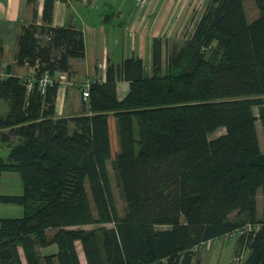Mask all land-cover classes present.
Listing matches in <instances>:
<instances>
[{"label":"trees","instance_id":"trees-1","mask_svg":"<svg viewBox=\"0 0 264 264\" xmlns=\"http://www.w3.org/2000/svg\"><path fill=\"white\" fill-rule=\"evenodd\" d=\"M254 1L251 20L244 0H209L182 39L153 38L150 72L137 55L108 63L70 117L55 115L58 84L42 93L37 79L68 71L83 33L54 26V0L43 1L42 22L17 34L16 61L32 74L0 78V175L22 181L0 202L23 207L0 217V264H200L201 242L245 223L258 226L237 237L247 256L228 264H264V0Z\"/></svg>","mask_w":264,"mask_h":264},{"label":"crops","instance_id":"crops-1","mask_svg":"<svg viewBox=\"0 0 264 264\" xmlns=\"http://www.w3.org/2000/svg\"><path fill=\"white\" fill-rule=\"evenodd\" d=\"M43 1L0 0V70L6 73L9 70L19 76L29 73L30 68L26 64H19L15 58L17 34L23 24L42 22ZM196 1L202 7L200 11L193 12L190 9L183 10L182 0H148L144 5L138 0H54L52 24L78 28L84 38V53L69 59L66 76L74 80L104 79L108 63H119L131 55L141 57L145 70L150 72L152 39L162 36L180 37L191 30L209 0ZM72 88L63 83L58 84L55 97L57 117H70L82 112L84 101L80 91L75 97ZM128 90V81L117 82L119 99ZM1 110L4 107L1 106ZM257 131L259 137L258 126ZM7 153L8 147L5 146L0 156L4 157L3 154Z\"/></svg>","mask_w":264,"mask_h":264},{"label":"rangeland","instance_id":"rangeland-1","mask_svg":"<svg viewBox=\"0 0 264 264\" xmlns=\"http://www.w3.org/2000/svg\"><path fill=\"white\" fill-rule=\"evenodd\" d=\"M200 2H198L199 4ZM245 3V8H246V13L247 17L249 20L253 19L254 17L257 16L258 14V9L256 7V3L254 0H244ZM196 9V11H200V8L202 7L199 5ZM195 11V10H194ZM193 11V12H194ZM188 33L190 30L187 31ZM186 32V33H187ZM171 39L179 40L183 38V34L180 35V37L176 36H170L168 37ZM214 45V44H213ZM73 94L75 97L79 95V90L74 87L72 88ZM255 112H257V107H254ZM257 126L259 129V139L261 143V149L264 150V132H263V127L261 125L260 120L257 121ZM224 132L223 128L217 129L213 133L210 134V137L217 136L221 133ZM5 150V145L0 142V153L4 152ZM4 157L7 154H3ZM109 171H110V176L112 179V184H113V190H114V195H115V200L117 204V208L119 210L120 215H122L125 211V202L123 201L119 189L116 186L114 177H113V170L111 168V165L108 164ZM20 194L22 193V181L17 172H4L3 175L0 177V194ZM258 198H259V204L257 206L259 214L263 211V195L262 192L259 191L258 193ZM23 214V207L19 204H14V203H3L0 202V216L1 217H17L21 216ZM106 226H112V224H107ZM85 228H94L96 227L93 224H89L84 226ZM76 247H77V252L78 255L80 256L82 252L81 245L79 242H76ZM53 249L55 250L56 247L53 246ZM238 250V244H237V237L230 238L228 240L223 241H215L210 248H201L198 253L196 254V258H199L200 264H228L231 263L232 261H240L242 262L245 257L247 256L248 249H244L241 252L240 257L236 254V251Z\"/></svg>","mask_w":264,"mask_h":264},{"label":"built area","instance_id":"built-area-1","mask_svg":"<svg viewBox=\"0 0 264 264\" xmlns=\"http://www.w3.org/2000/svg\"><path fill=\"white\" fill-rule=\"evenodd\" d=\"M140 4L144 5L148 2V0H138ZM183 1V10H191L194 11L199 7L198 1L196 0H182ZM33 67L30 68V73L32 74L33 72ZM7 75V73L5 71L0 70V78L5 77ZM38 86L41 90L42 93L46 92L47 87L53 85L54 83H63L66 84L70 87H77L80 91L81 94V98L84 102H87L88 98H89V93H90V88H91V84L93 81V78H86V79H82V80H74L71 78H68L65 74V72H58L57 76H52L50 74H48L47 72H44L38 79ZM34 78L31 76L30 78H28V82L26 84L27 88L30 89L32 87ZM258 228L257 225H253L251 223H245L242 224L240 226H237L235 228H233L232 230L219 235V236H215L213 238L204 240L203 242H201V244L198 246L199 249L201 248H210V246L215 242V241H219L222 240H228L230 238L233 237H238L241 236L243 234H246L250 231L256 230ZM195 248V249H198Z\"/></svg>","mask_w":264,"mask_h":264}]
</instances>
